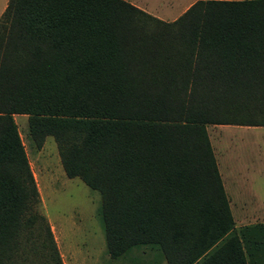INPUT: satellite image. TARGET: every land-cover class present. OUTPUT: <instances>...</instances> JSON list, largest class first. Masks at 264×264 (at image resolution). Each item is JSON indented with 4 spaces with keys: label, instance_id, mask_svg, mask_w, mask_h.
<instances>
[{
    "label": "trees",
    "instance_id": "16d2710c",
    "mask_svg": "<svg viewBox=\"0 0 264 264\" xmlns=\"http://www.w3.org/2000/svg\"><path fill=\"white\" fill-rule=\"evenodd\" d=\"M14 114L100 193L118 264H264L209 124L264 125V0H8L0 15V264H63Z\"/></svg>",
    "mask_w": 264,
    "mask_h": 264
},
{
    "label": "rangeland",
    "instance_id": "374dc122",
    "mask_svg": "<svg viewBox=\"0 0 264 264\" xmlns=\"http://www.w3.org/2000/svg\"><path fill=\"white\" fill-rule=\"evenodd\" d=\"M7 1L0 0V12ZM128 1L150 2L159 13L155 16L172 20L192 0L177 13L165 10L175 0ZM14 119L38 182V209L51 226L63 264H118L106 250L100 193L66 175L53 136L38 148L27 135V114ZM208 132L236 224L264 220V125L209 124Z\"/></svg>",
    "mask_w": 264,
    "mask_h": 264
},
{
    "label": "crops",
    "instance_id": "0c3cea01",
    "mask_svg": "<svg viewBox=\"0 0 264 264\" xmlns=\"http://www.w3.org/2000/svg\"><path fill=\"white\" fill-rule=\"evenodd\" d=\"M195 0H192V1H188L189 3H187L186 5H184V8L181 10V8L183 7V4L186 2V0H175V1H172V2H170V5H166L165 6V10H169V11H172V12H179L180 10V12H179V15L190 5V4H192L193 2H194ZM131 3H133V4H135V5H137V6H139L140 8H142V9H144L145 11H147V12H149V13H151V14H153V15H157V14H159L158 13V11H156V10H153V8H152V6L150 5V2H148L147 4L146 3H139V2H137V1H130ZM6 3L7 2H5L4 3V6H2V9H1V12H0V14L2 13V11L4 10V8H5V6H6ZM180 6V7H179ZM182 6V7H181ZM173 9H174V11H173ZM176 9V10H175ZM33 172V171H32ZM222 176V175H221ZM34 177H35V175H34ZM35 180H36V178H35ZM36 184L38 185V182H37V180H36ZM225 187V186H224ZM226 189V188H225ZM227 192V191H226ZM166 263L167 264V262L166 261H164V260H162L159 264H161V263Z\"/></svg>",
    "mask_w": 264,
    "mask_h": 264
}]
</instances>
